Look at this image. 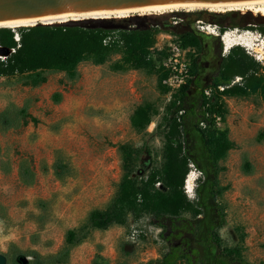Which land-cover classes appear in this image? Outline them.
<instances>
[{
    "label": "rangeland",
    "instance_id": "rangeland-1",
    "mask_svg": "<svg viewBox=\"0 0 264 264\" xmlns=\"http://www.w3.org/2000/svg\"><path fill=\"white\" fill-rule=\"evenodd\" d=\"M186 11L206 17L234 14L227 22L241 23L245 29H223L220 24L203 20L201 24L196 23L211 33L196 29L204 40L205 49L225 58L239 47L264 68V58L262 62L255 60L245 46L226 52L222 41L227 33L233 39L247 37L254 42V37L264 28V16L248 10L221 13L198 8L163 11L150 16L163 17L169 22L176 13ZM119 19L126 18H107L110 22ZM36 25L9 29L19 34L20 29ZM149 26L145 23L133 27ZM166 34L175 35L163 32L157 36V43L162 42ZM108 36L113 38V43L121 40L118 32ZM195 52L192 51L194 57ZM8 56L7 51L0 49L1 61ZM120 59V55H114L104 65L85 62L79 66V77L75 80L64 73H49L48 81L36 88L26 85L25 76L0 75V115L8 109L28 105L32 117L38 120L17 130L3 131L0 126V254L7 256L8 264H16L19 255L28 256L34 264L31 256L34 252L42 257L57 254L65 245L67 232L82 228L86 229L88 237L72 248L66 264H95L96 261L99 264H150L168 250V243L160 237L161 230L150 224L148 216L130 219L125 227L108 231L87 229L91 211L107 208L117 194L123 177L121 146L129 145L134 150L147 147L151 155L144 152L143 162L149 167L162 164L163 141L152 134L172 95L161 93L155 74L115 71L114 65ZM58 93L62 97L60 103L54 98ZM145 102L158 105L161 116L154 119L147 132L138 133L131 125V118ZM225 102L228 113L219 128L227 131L234 146L220 162L219 185L224 189L220 202L227 213V224L221 236L228 245L235 246L241 242V234L236 230L241 229L246 234L244 257L253 264H264V98L256 94L247 98H225ZM58 151L74 168V176L64 182L54 175ZM22 159H29L36 173V182L31 187L22 184L19 178ZM190 174L195 175L197 181L193 193L187 194L186 188L185 192L189 200L195 201L203 176L194 165H190ZM135 231L136 240H132ZM126 247L131 251H126Z\"/></svg>",
    "mask_w": 264,
    "mask_h": 264
},
{
    "label": "trees",
    "instance_id": "trees-1",
    "mask_svg": "<svg viewBox=\"0 0 264 264\" xmlns=\"http://www.w3.org/2000/svg\"><path fill=\"white\" fill-rule=\"evenodd\" d=\"M111 25V29H104L38 24L18 31L20 43L15 40V31L0 28V48L15 50L4 61L0 60V75L25 76L26 85L36 88L48 81L49 73H64L75 80L81 64L104 65L112 56L120 55V61L114 65L115 71L155 74L159 90L168 95L169 89L164 85L167 73L161 68L166 53L152 52L157 36L163 32L173 33L185 49L191 48L199 54L205 50L200 35L178 34L174 27L134 28L135 22L129 19L115 20ZM239 28L245 29V26L237 22L230 26V29ZM261 31L264 34V28ZM112 32H118L121 40L105 45V39ZM190 56L195 74L196 59L194 54ZM237 77L243 79L242 85L224 92L218 90L220 86H230ZM208 89H214L211 98L205 94ZM256 94L264 98V68L239 47L224 58L219 76L200 93H193L191 81L173 94L152 134L163 141L161 166L149 167L143 162L144 152L151 155L149 148L134 150L129 145L121 146L123 177L117 194L107 208L91 211L87 229L108 231L113 227H125L130 219L148 216L150 224L161 230L160 237L169 245L161 258L150 264H253L244 257L246 234L241 229L236 230L241 234V242L235 246L228 245L221 236L227 224V213L220 202L224 191L219 185L220 162L234 145L227 131L219 128L217 119L226 121L225 98H247ZM54 98L56 103L61 102V94ZM29 110L25 105L4 111L0 115L2 130H17L30 122L37 123ZM160 116L158 105L145 102L134 111L131 125L138 133H145ZM190 165L196 166L203 176L195 201L189 200L185 192ZM247 167L251 172V167ZM53 169L61 182L74 176V168L61 151L57 152ZM19 178L25 186L35 184L36 173L29 159L20 162ZM158 183L162 184V190L157 188ZM87 237L85 228L69 230L65 245L57 254L42 257L34 252L31 256L35 264H66L72 248ZM95 264H99L98 261Z\"/></svg>",
    "mask_w": 264,
    "mask_h": 264
},
{
    "label": "water",
    "instance_id": "water-1",
    "mask_svg": "<svg viewBox=\"0 0 264 264\" xmlns=\"http://www.w3.org/2000/svg\"><path fill=\"white\" fill-rule=\"evenodd\" d=\"M256 0H0V23H8L22 20H42L61 15L93 12H119L128 11L152 6L182 5V4H225L248 2ZM184 13L178 12L175 17H182ZM129 19L135 25H144L152 21L149 27H160L161 24L155 23L153 16H131ZM41 25H48L43 24ZM48 26L62 27H83V28H104L111 29V22L107 19L94 20L87 19L82 21H68L67 23L50 24ZM148 27V28H149ZM176 29V28H174ZM178 34L188 32V29L178 30ZM10 54V50L2 49ZM188 177V176H187ZM126 251H131L126 247ZM0 264H8V258L0 254ZM16 264H31V260L26 255H19Z\"/></svg>",
    "mask_w": 264,
    "mask_h": 264
},
{
    "label": "built area",
    "instance_id": "built-area-1",
    "mask_svg": "<svg viewBox=\"0 0 264 264\" xmlns=\"http://www.w3.org/2000/svg\"><path fill=\"white\" fill-rule=\"evenodd\" d=\"M184 21L183 17H172L171 27H177V24H182ZM200 24L202 22H199ZM201 32H204L206 34H211L209 31H205L204 27H199ZM215 33H213L214 35ZM224 34L222 36V41L224 40ZM219 36V35H215ZM164 39L162 42H158L155 47L152 49L155 52H165L166 57L164 58L161 68L165 73H167V77L164 81V85L169 89V94L173 95L180 91L184 86L188 85L191 81H193L195 74L192 73V59H191V54L193 49L188 48L185 49L179 40V37L177 35H172V34H166L163 36ZM247 38V37H246ZM257 41L255 44L253 42V45H250L247 48V52L249 55H251L255 60L262 62L263 58V49H264V34L260 33L257 36L254 37ZM15 40L20 43V36L19 34H16ZM114 40L111 36H108L104 44L105 45H110L113 43ZM224 45L225 42L223 41ZM225 50H226V45H225ZM15 50L11 49L10 54L14 53ZM241 80L242 78H237L232 82L230 86H220L218 90L220 92H224L226 89H229L235 85H242ZM214 93V89H208L205 91V94L208 98H211ZM217 124L218 126H221V119H217ZM205 127V124H202ZM157 188L162 190L163 186L161 183L157 184ZM136 232L133 234L132 240H136L135 235Z\"/></svg>",
    "mask_w": 264,
    "mask_h": 264
},
{
    "label": "bare ground",
    "instance_id": "bare-ground-1",
    "mask_svg": "<svg viewBox=\"0 0 264 264\" xmlns=\"http://www.w3.org/2000/svg\"><path fill=\"white\" fill-rule=\"evenodd\" d=\"M207 9L212 12H229V11H238V10H248L249 12H253L255 14H260L264 16V0H256V1H248V2H237V3H225V4H182V5H166V6H152L147 8L128 10V11H119V12H93V13H77V14H67L61 15L49 19L42 20H22L8 23H0V28H14L19 26H33L40 22L43 24H63L68 21H82L87 19L101 20L112 17L118 18H128L131 17L132 14H139L150 16L152 14H156L163 11H178L182 9ZM143 17V16H142ZM226 44V52H229L236 46H245L249 47L253 43L252 38L241 37L239 39H233L231 36L226 35L223 38ZM256 41V39H255ZM254 41V42H255ZM1 47V46H0ZM264 50V49H263ZM264 53V51H263ZM264 58V57H263ZM197 178L195 175L190 174L186 179V191L187 194L193 193L195 183Z\"/></svg>",
    "mask_w": 264,
    "mask_h": 264
},
{
    "label": "flooded vegetation",
    "instance_id": "flooded-vegetation-1",
    "mask_svg": "<svg viewBox=\"0 0 264 264\" xmlns=\"http://www.w3.org/2000/svg\"><path fill=\"white\" fill-rule=\"evenodd\" d=\"M184 15L182 16L184 18V21L182 24H177V27H174L178 30H184L188 29V32L195 33L197 35H200L199 32L196 29H200V26H197V22H208V23H216L220 24V26L223 29L230 28V26L234 23L232 21L227 22V20H230L234 17V14L230 15H208L207 17L204 16L202 13H195V12H182ZM156 18L155 23L161 24L160 26L163 29L169 28L170 22H167L163 17H154ZM147 24H152V21L146 22ZM196 53V52H195ZM196 59V65L198 67L194 79H193V93H200L201 90L212 84L214 80L219 76L220 68L222 66V63L224 61V58H221L220 56H214L210 53L207 49L202 51L200 54H195ZM32 264V263H31ZM35 264V263H34Z\"/></svg>",
    "mask_w": 264,
    "mask_h": 264
}]
</instances>
